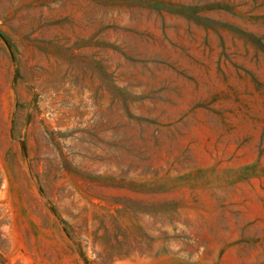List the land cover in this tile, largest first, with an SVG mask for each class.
Wrapping results in <instances>:
<instances>
[{"label": "rangeland", "instance_id": "obj_1", "mask_svg": "<svg viewBox=\"0 0 264 264\" xmlns=\"http://www.w3.org/2000/svg\"><path fill=\"white\" fill-rule=\"evenodd\" d=\"M0 264H264V0H0Z\"/></svg>", "mask_w": 264, "mask_h": 264}]
</instances>
